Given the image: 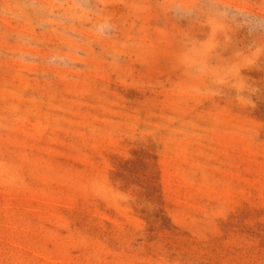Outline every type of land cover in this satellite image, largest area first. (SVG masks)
I'll return each mask as SVG.
<instances>
[{
    "label": "rangeland",
    "instance_id": "374dc122",
    "mask_svg": "<svg viewBox=\"0 0 264 264\" xmlns=\"http://www.w3.org/2000/svg\"><path fill=\"white\" fill-rule=\"evenodd\" d=\"M0 264H264V0H0Z\"/></svg>",
    "mask_w": 264,
    "mask_h": 264
}]
</instances>
